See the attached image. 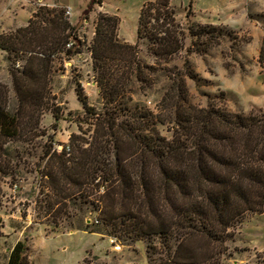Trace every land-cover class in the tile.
I'll list each match as a JSON object with an SVG mask.
<instances>
[{
    "label": "trees",
    "instance_id": "16d2710c",
    "mask_svg": "<svg viewBox=\"0 0 264 264\" xmlns=\"http://www.w3.org/2000/svg\"><path fill=\"white\" fill-rule=\"evenodd\" d=\"M102 3L103 0H89L81 12L83 19ZM63 14L64 10H59L53 18L42 21L50 24L53 42L46 40L47 29L39 30L32 18L15 32L0 34V50L29 54L21 74H13L19 111L38 98L19 82L44 78L57 54H73L70 48L63 50L73 31ZM36 16L38 12L33 15ZM119 24L118 16L99 13L90 46L97 86L104 100V112L95 117L101 132L90 141L72 134L60 152H44L47 174L54 180L55 192L62 196L55 204L72 197H89L99 179L95 186L97 191L103 187L104 193L96 221L111 229L108 236L116 237L123 229L134 240L153 241L157 237L165 255L159 264H218L225 241L244 215L264 212V112L243 114L213 103L206 107L192 105L179 73L170 86L171 97L162 99L158 113L135 107L131 113L133 124L117 122L116 115L127 110L121 106L126 93L124 78L134 76L141 82L147 79V86H151L149 72L181 50L184 39L170 0L148 1L137 20V39L152 42L155 66L139 60L136 45L118 40ZM55 30L68 34H55ZM187 31L197 39L221 32L214 26L194 22ZM112 60L127 63L125 74H117L118 70L110 65ZM188 77L194 76L191 73ZM75 91L82 108L94 112L79 85ZM15 118L0 111V159L2 146L15 137ZM159 124H171V139L160 136L156 128ZM1 163L0 160V169ZM60 179L69 186L62 193L56 184ZM77 230L97 233L87 224ZM151 245L146 247L149 263L150 251L157 253L156 246ZM27 251L26 243L18 241L7 264H28Z\"/></svg>",
    "mask_w": 264,
    "mask_h": 264
},
{
    "label": "rangeland",
    "instance_id": "374dc122",
    "mask_svg": "<svg viewBox=\"0 0 264 264\" xmlns=\"http://www.w3.org/2000/svg\"><path fill=\"white\" fill-rule=\"evenodd\" d=\"M88 1L0 0V34L13 33L32 18L39 30H42L40 27L47 29L46 40L53 42L50 24L42 21L53 18L56 11L65 8L71 9L72 16L63 14L64 20L73 28L72 37L67 39L63 48L72 49L73 54H57L44 78L36 79V82H19L38 97L32 101L34 104L28 102L30 105L24 111H19L13 74H21L29 54L0 50V111L16 117L12 123L15 137L2 146L0 159V264H7L18 241L28 246V264H159L160 258H165L157 237L153 241L134 240L123 229L118 230L116 237L108 236L109 227L93 222L103 207L102 195L95 186L100 183L99 179L89 191V197H72L55 204L62 196L55 192L54 180L47 174L45 150L60 152L72 134L90 141L102 130L95 117L104 112V100L97 86L90 54L97 15L105 12L118 16V40L136 45L139 60L155 66L152 42L136 36L140 10L151 0H103L104 4L95 5L83 19L80 14ZM173 1L176 5L171 0L170 4L175 20L184 34L182 49L169 61L155 66L154 72H149L151 86H147V79L141 82L134 76L124 78L126 93L121 98V106H126L127 110L116 115L117 122L133 124L131 113L135 107L158 113L162 99L171 97L170 86L179 73L186 82L188 102L192 105L206 107L213 103L235 113L264 112V50L261 49L264 47V26L241 32L216 27L221 30L219 34L214 32L213 37L205 35L197 39L187 31V26L193 23L191 10L188 6H178L179 0ZM37 12L38 16L33 17ZM53 33L67 35L68 31L55 30ZM110 65L118 70V75L125 74L128 69L127 63L116 60ZM144 72L147 77V70ZM191 73L194 77L189 78ZM78 85L94 112L82 108L75 91ZM55 114L59 116L57 121ZM170 127L171 124H159L156 128L160 136L171 139ZM64 183L63 179L56 182L61 193L69 189ZM86 224L89 229L110 238L122 250L131 252L121 258L112 251L107 239L100 241L95 234L77 231ZM72 231L77 232L63 234ZM149 244L157 248V253L150 251V263L146 253ZM222 250L218 264H260L264 260V212L245 214L241 224L231 231ZM96 256L99 257L97 261Z\"/></svg>",
    "mask_w": 264,
    "mask_h": 264
},
{
    "label": "crops",
    "instance_id": "0c3cea01",
    "mask_svg": "<svg viewBox=\"0 0 264 264\" xmlns=\"http://www.w3.org/2000/svg\"><path fill=\"white\" fill-rule=\"evenodd\" d=\"M204 1L206 0H179L177 5H182V7L188 6V9L191 10L192 13L193 22L201 25L224 27L231 30H239V32L243 31L244 29L264 26V0H208L207 5H204ZM173 2L174 1L171 0V3ZM77 231L63 234H73ZM86 233L95 234L100 241L107 239L110 243V248L112 251L117 253L118 256H121V258L123 254L126 255L127 253L131 252L122 250L121 247L117 244H114L110 238L99 233ZM98 259L99 257H97L96 261Z\"/></svg>",
    "mask_w": 264,
    "mask_h": 264
},
{
    "label": "built area",
    "instance_id": "2783aa9c",
    "mask_svg": "<svg viewBox=\"0 0 264 264\" xmlns=\"http://www.w3.org/2000/svg\"><path fill=\"white\" fill-rule=\"evenodd\" d=\"M64 15H65V17H70V16H71V9H70V8H65V9H64ZM69 45H70V44H69ZM98 193L103 194V193H104V188H103V187H100ZM93 222H94L95 224L98 223V222L96 221V219H94ZM89 223H91V221H90Z\"/></svg>",
    "mask_w": 264,
    "mask_h": 264
}]
</instances>
